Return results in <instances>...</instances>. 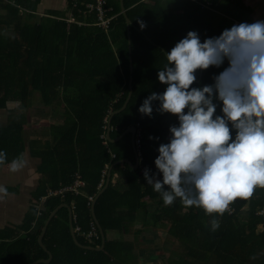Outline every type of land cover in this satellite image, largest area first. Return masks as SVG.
<instances>
[{
    "label": "trees",
    "instance_id": "1",
    "mask_svg": "<svg viewBox=\"0 0 264 264\" xmlns=\"http://www.w3.org/2000/svg\"><path fill=\"white\" fill-rule=\"evenodd\" d=\"M232 1L235 5L212 0L210 9L186 1L183 9L175 11L162 8V0H123L130 21L128 43L119 0H108V17L113 19L106 32L95 25V14L86 13L83 4L72 9L68 0L65 20L56 15L38 18L36 1L7 0L2 6L0 0V110L8 102L28 108L37 96L42 106H56L62 116L61 122L51 127L49 141L36 147L30 140L27 145L30 156L40 161L37 170L42 180L37 196L71 186L76 176L83 182L78 194L65 191L46 196L38 216L32 206L22 226L25 234H12L0 244V264H30L49 256V262L38 264H136L138 242L134 236L141 232L133 230L136 222L142 229H167L178 249L166 264H264V230L258 229L262 218L256 214L264 208V189L257 188L248 200L237 199L222 217L208 216L202 209L185 208L179 200L165 206L160 194L146 184L140 167L117 163H134L135 138L132 146L131 135L124 134L134 127L139 133L142 168L162 178L154 161L159 145L170 139L169 127L178 126L177 118L159 114L158 102L152 104L151 117L140 114L138 108L151 93L165 90L157 73L166 63L165 54L189 31L197 32L203 42L231 28L233 21L240 24L247 20L246 9L239 13L237 8L242 5ZM70 17L72 22H68ZM138 21L146 26L141 29ZM227 66L225 61L220 68L198 71L191 87L212 84ZM130 79V100L111 117L106 140L108 118L124 104ZM220 107L218 104L215 115L222 114ZM19 120L22 118L0 125V151L6 152V163L26 148L23 121ZM109 167L116 181L110 179L104 187ZM102 189L93 211L104 237L115 231L130 233L135 239H106L102 250H88L85 247L101 246L99 233L93 243L83 234L93 222L88 198L95 199ZM60 205L65 207L48 223L40 245L37 239L43 225ZM68 210L73 228L79 229L74 235L82 247L72 239ZM213 218L220 220L215 232L209 223Z\"/></svg>",
    "mask_w": 264,
    "mask_h": 264
},
{
    "label": "clouds",
    "instance_id": "2",
    "mask_svg": "<svg viewBox=\"0 0 264 264\" xmlns=\"http://www.w3.org/2000/svg\"><path fill=\"white\" fill-rule=\"evenodd\" d=\"M165 56L157 73L165 90L151 93L138 112L151 117L158 102L156 111L175 116L178 126L169 127L168 143L157 149L154 165L162 178L146 168L144 180L165 206L179 200L185 208L222 217L237 199L264 189V20L233 25L203 42L189 31ZM225 61L227 68L212 84L191 87L198 71L220 68ZM218 104L221 115H215ZM6 160L0 151V165ZM25 167L22 155L8 164L12 173ZM9 195L0 185V199ZM209 223L213 232L220 227L217 218Z\"/></svg>",
    "mask_w": 264,
    "mask_h": 264
},
{
    "label": "crops",
    "instance_id": "3",
    "mask_svg": "<svg viewBox=\"0 0 264 264\" xmlns=\"http://www.w3.org/2000/svg\"><path fill=\"white\" fill-rule=\"evenodd\" d=\"M31 1L37 2L35 14L37 15L38 18L49 16V15H52V16L56 15L59 17H64L65 20L68 18V15H69L68 0H31ZM186 1L193 2L196 5H202L203 7L207 9L211 8L210 5L212 3V0H162V8L176 9L175 11H178V10L183 9V6H186L185 5ZM235 1L237 5H242V8L240 7L237 8L239 10V13L242 9H246L247 20L245 22L253 23L257 20H264V0H235ZM228 2H233L232 4L235 5L234 1L225 0L226 4ZM1 4L2 6H5L7 4V0H1ZM233 24H238V22L233 21ZM37 99L39 100V98ZM8 103L16 104V105L18 104L20 108V105L17 102H8ZM7 104H6V107H7ZM40 107L41 109H43V112H41V109L38 111L40 112L39 114L40 118L38 117L37 125H39L40 127L36 128V125L31 127L30 138H28L29 140L27 139L26 141L25 140L26 137L24 135L25 137L24 140L26 142V148L24 149L22 156L26 161V167L19 172L12 173L9 171V168H8L9 163L0 165V185L5 186L8 192L11 194L8 197L0 199V244L6 241L8 236L12 234H14L16 237H18V235L25 234V231H23L22 226L25 222L27 215L31 214L30 213L31 207L34 205L36 207V203L41 202V200H45L48 193L51 192V191H46V194H47L46 196H41V197L37 196V192L40 187L39 185L42 180V177L37 170V167L40 164V161L37 158H33L30 156L31 150L28 149L27 145L30 140L34 141V144L36 147H40L41 144H43L46 141H49L51 137V134H50L51 127L60 123L62 120V116H61V112L58 111L59 109L58 110L54 109V107L56 106L44 107L40 104V101H39L38 108ZM5 109H2V110H5ZM2 110H0V112H3ZM44 122H47V124L43 125ZM0 125H3V124H0ZM108 137H109V133H108ZM42 150L44 149H33V151H42ZM136 160L138 162L137 164L138 166L136 168L140 167L141 168L140 171L141 173H143L144 168H142L141 166L142 160L138 161V159L136 158V153H134V163H130L127 160H126L127 163L122 162L124 160H121L118 162H120L121 164L122 163L129 164L130 167H132L133 169H136L134 166L136 163ZM110 171H111V167H109L107 170V175L109 174L108 183L110 179H111V182L114 183L116 181V175H113L111 177ZM107 175H106V178H107ZM29 180H31L30 183L28 182ZM39 214L37 213V216ZM68 222H69V218H68ZM34 227H35V222L31 224L32 230L34 229ZM132 227L134 231L136 229L143 230L139 222H136ZM152 229H155V228H152ZM152 229H144V230L147 232ZM163 229L167 231V229L165 228ZM163 229H155V230L157 231V233H159V231H163ZM126 235H130L131 239L129 240L134 241L135 238L130 233L125 234L123 232L118 233L115 231H108L106 233L105 240L106 239L111 240V241H116V240L124 241L125 240L129 242V240L125 238ZM39 237L40 235L38 236L37 242L39 240Z\"/></svg>",
    "mask_w": 264,
    "mask_h": 264
},
{
    "label": "rangeland",
    "instance_id": "4",
    "mask_svg": "<svg viewBox=\"0 0 264 264\" xmlns=\"http://www.w3.org/2000/svg\"><path fill=\"white\" fill-rule=\"evenodd\" d=\"M38 102L37 96H34L31 99L30 107L25 109L19 108L18 104L8 103L6 109L0 112V124H5L10 119L18 120L21 117L23 121V137L25 135L26 138H24L27 141L30 138L31 127L34 125H36V128L40 127L37 125L38 117L40 118V112L38 111L41 109V107L38 108ZM41 112H43V109H41ZM45 124L47 122L43 123V125ZM135 231H141L134 236L136 237V241L134 242H138L134 250V253L138 256L136 264H166L168 258L177 247L176 242L171 241L172 238L167 235V231L164 229L163 231H159V233L155 229L147 232L144 229H136ZM125 238L131 239L130 235H126Z\"/></svg>",
    "mask_w": 264,
    "mask_h": 264
},
{
    "label": "built area",
    "instance_id": "5",
    "mask_svg": "<svg viewBox=\"0 0 264 264\" xmlns=\"http://www.w3.org/2000/svg\"><path fill=\"white\" fill-rule=\"evenodd\" d=\"M71 8H76L78 5L83 4L86 9V13H94L96 17L95 25L99 27L103 31H107L109 29L110 23L113 19V17H108V13L110 12V8L108 7V0H69ZM72 18L70 17L68 19V22H72ZM236 25V24H234ZM135 150H136V158L138 161L142 160L141 152L139 148V133H135ZM83 186V182L80 180L78 176L74 179V182L71 186L62 189L57 192H49L47 197L55 196V195H62L65 191H70L74 194L79 193V189ZM101 184L98 186V188H101ZM46 197V198H47ZM94 199L88 198L89 205L91 206ZM45 200H41V202L36 203L33 206L35 211L39 214L42 209V204ZM258 216L262 218V222L258 225V229L264 230V208L258 210L256 213ZM74 232H79V229L77 227L73 228ZM98 229L96 225L92 222L89 226V230L86 234H83L85 239L89 241L90 243L96 242L98 240Z\"/></svg>",
    "mask_w": 264,
    "mask_h": 264
},
{
    "label": "water",
    "instance_id": "6",
    "mask_svg": "<svg viewBox=\"0 0 264 264\" xmlns=\"http://www.w3.org/2000/svg\"><path fill=\"white\" fill-rule=\"evenodd\" d=\"M119 6H120V12H121V14L123 15V17H124V19H125V24H126V28H127V38H128V43H129V33H128V29H129L130 21H129V19H128L127 16H126V13H125V10H124V7H123V0H119ZM129 68H130V72H131V64H130V67H129ZM130 85H131V79H130V81H129V93H128V96H127V98H126L124 104L122 105V107H121L118 111L112 113V114L110 115V117L108 118V121H107V131H106V136H105L106 140H109L108 133H109V127H110V119H111V117H112L114 114H117V113L121 112L122 110H124V109L126 108L128 102H129V100H130V96H131V92H132V91H131V87H130ZM125 133H129V134L131 135V142H132V146H133V140H134L135 128H134V127H130L129 129H127V130L124 132V134H125ZM133 151H134V153H136V150H135V149H133ZM122 162L127 163L126 160H124V161H122ZM117 163H120V162H117ZM137 164H138V162H137V160H136V163H135V165H134L135 168L138 166ZM108 178H109V174L107 175V178H106V182H105V186H104V187H106L107 184H108ZM102 191H103V189L97 194V196H96L95 199L93 200V202H92V204H91V207H90V211H91V215H92L93 222H94V224L97 226V229H98L99 234H100V236H101V246H100V248H92V247H89V246L85 247V249H88V250H96V251H100V250L103 249V247H104V243H105V237H104L103 231H102L101 227L99 226V224L97 223V221H96V219H95V216H94V211H93L94 203H95L96 199L99 197V195L101 194ZM61 207H65V205H60V206H58L54 211H52V212L50 213V215L48 216L47 220L45 221V225H44V227H43V230H42V232H41V234H40V237H39V240H38V242H39L40 245L42 244V243H41V241H42V237H43V235H44V233H45V230H46V227H47L48 223L50 222V220L52 219V217L56 214V212H57ZM68 218H69V229H70V233H71L72 239H73V241H74V243H75L76 245L81 246V245L76 241V238H75V235H74V231H73V218H72V214H71V211H70V210H68ZM81 247H82V246H81ZM50 259H51V257L49 256V257H48V260H46V261H44V260H39V261H36V262L30 263V264H38V263H40V262H49Z\"/></svg>",
    "mask_w": 264,
    "mask_h": 264
}]
</instances>
